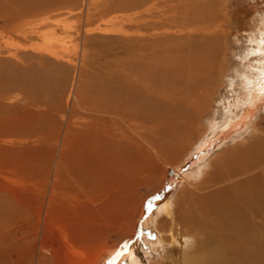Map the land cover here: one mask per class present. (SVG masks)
I'll return each mask as SVG.
<instances>
[{
    "label": "rangeland",
    "instance_id": "1",
    "mask_svg": "<svg viewBox=\"0 0 264 264\" xmlns=\"http://www.w3.org/2000/svg\"><path fill=\"white\" fill-rule=\"evenodd\" d=\"M29 1L0 0V264L34 244L75 264H100L110 250L109 264H130L136 245L138 264H179L192 239L161 238L168 215L157 213L159 205L174 213L200 182L228 172L237 160L231 155L238 152L243 168L264 150V73L257 70L264 53L250 41L264 37V0H63L46 13ZM149 32L159 56L156 88L141 92L159 104L156 115L113 121L94 150L86 141L95 142L94 132L82 131L91 118L74 115V147L61 154L69 92L79 91L74 111L91 108L93 86L123 77L125 36ZM188 55L208 66L196 77L203 78L196 95L187 65L174 61ZM103 150L110 157L100 159ZM263 178L247 182L248 195L233 192L253 229L256 215L264 217Z\"/></svg>",
    "mask_w": 264,
    "mask_h": 264
},
{
    "label": "bare ground",
    "instance_id": "2",
    "mask_svg": "<svg viewBox=\"0 0 264 264\" xmlns=\"http://www.w3.org/2000/svg\"><path fill=\"white\" fill-rule=\"evenodd\" d=\"M188 1L189 0H178L177 2L185 4ZM29 4L32 5L31 6L32 8H35L34 10H39L41 13H46V12H51L58 8L61 9V7L63 8L64 6H66L67 3L63 0H44V1L30 0L28 5ZM261 25L263 27L261 29V33L264 34V23H261ZM141 35L142 34L139 35L134 33L132 34L131 40L128 36H125V41H127L128 43L127 45L125 44L124 47L127 50L124 47L123 49L125 54L128 56V59L124 63L123 65L124 68L121 71L123 77L122 75H121V79H117L114 77L109 81L110 82L109 85L106 84V86L104 87L96 88L95 86H93L90 89L92 90L93 95L91 93L92 97H89L88 101H86L91 104V108L83 107L80 111H74L75 100L79 94L78 93L79 91L77 92L75 88L69 92L66 101L68 105H70L69 107L70 112L68 111L69 114L67 115V119H66L67 123L66 126L64 127L65 132L63 133L62 138L60 139L61 154L68 153L69 150H71L70 149L71 145H72L71 148L74 147L73 144L75 141H73L70 138V136L74 134L72 133V129H74L72 126L73 125L72 119L74 115H75V119L73 120L78 119L77 118L78 116L83 117V115H86L87 118L90 117L92 119V120L90 119L89 123H86L84 125L86 127L83 126L84 129H82V131H85L86 133L92 130L94 132L95 142L90 141V138L89 140L86 138V141L90 142V143L88 142V144L91 146V149L94 150L97 149L98 147L97 141L99 134L103 135L104 137L109 136V133L107 131L112 126L111 123H113V121H117L119 123H121L122 121V123L124 122L123 124L126 125V122H128L126 118L128 117L137 119L138 116L140 115L143 116V113H145V111H148L149 113H151V115H154L157 112V110L159 109V104L155 103V100H152L151 97L148 98L145 95H142L141 89H143V87H147L146 90L153 91L156 88L155 86L156 79L154 75V70L157 65V61H159L158 50L155 48L156 41L153 39V33H150L145 37ZM144 39H149V40L153 39V41L151 40V44H147V43H143ZM250 41L252 43H255L256 46V49H254L253 52L262 49L264 53L263 36L259 39L257 35H254ZM133 51L134 52L136 51V53L134 54ZM133 56L134 57L136 56V58L135 59L132 58ZM188 56L189 57H185V56L182 57L184 59L183 63L181 60L182 58L178 60L176 57L174 61L179 66H182L183 64L187 65V67L185 66L186 68H183L184 66H182L183 68L182 70L185 71L186 69V72L188 74L186 73L187 78L185 80L190 81L192 88L190 89L193 90L192 93L196 95L199 94L198 90L200 89V87H198L199 79L197 78L199 77V74L203 72V70H205L208 66L203 64L201 60H198L197 62L199 56L197 55L196 56L188 55ZM187 59L188 62L185 63ZM166 61H170V57ZM259 64L261 65L257 68V70L259 71L260 74H262L264 73V56ZM142 70L144 71L145 75L148 74L149 76L146 75L147 77H143V74L141 72ZM245 77L246 75L243 76L242 78ZM182 80H180V84H185L182 83L183 82ZM243 83L244 80L240 79L239 85H243ZM177 97L181 98V95ZM188 98L185 97L182 100L189 101ZM181 114L185 115V113H181ZM175 130L177 131V128ZM82 143L84 144L85 141L83 140ZM256 144H258V142L255 143V145ZM259 145H261V143ZM251 146H253V149L249 148L248 146L247 153L249 154H251L250 153L252 152L251 150H256L254 148V143ZM259 150L261 153L262 152L263 153L261 155H257L256 163L255 162L253 163L251 161L252 158L250 159L249 157H247L248 159H250L251 163L249 162L247 163L245 161L246 163L244 164L243 168L239 167L240 162L238 161H240V157H238L237 155L238 152L237 154L231 155L230 158L227 159H230L232 161L234 159H237L234 163L232 162L235 167L232 166V163L231 165L228 164L230 166L226 167L228 172L225 175L224 173L223 174L221 173L218 176L215 175L214 178H210V179L207 178L203 180L195 188L193 186L194 190H192L191 193H189L190 195L187 193L185 196H183L181 200H178L179 201L178 205L175 203L177 205V209L175 210L174 213H168L166 211L167 209L166 203L159 205L158 207L159 210L157 209V213L158 214L165 213L166 217L168 215V217L165 219L167 220L166 223L164 222L165 227L163 226L164 228H160L161 230L159 229L162 235L161 238L164 240H174V239H179L181 237L187 238L188 236V238L190 237V239H192L191 240L192 243H189L190 245H188L189 250L186 252V254L182 256L179 264H264V217L263 216L262 218L258 217L261 216L260 214L256 215L257 218L255 222L256 227L253 225L254 229L252 228V225L251 226L249 225V223L251 222L250 220L249 223L247 220H241L240 219L241 217L239 216L240 214L238 212L239 209L236 203L237 197L233 193L235 192L236 194H238L240 192H243L244 196L245 194L248 195L247 192L250 189L248 188L247 190L246 188L247 182L251 181L250 184L253 185L254 183H258V181L261 180L260 179L261 175H264V150H262V148H260ZM241 151L244 152L241 154V156L246 154L244 149ZM249 154L248 156H250ZM116 155L118 156V154ZM107 157H110V155H108L107 151L103 150L100 159L103 158L106 159ZM223 167H225V165L222 166L221 168ZM254 169H258V171L254 173L253 172ZM178 174L179 172L177 173V175ZM246 174H250V175H247L245 177L244 175ZM242 175L243 177L241 181L234 179L235 177ZM225 183H228V186L225 185ZM247 187L250 186L247 185ZM227 190L232 191V193L230 192L231 195H227L226 192ZM253 192L256 193V195L257 193H261L262 187L260 188V190H258V192L255 191ZM258 201L261 202L262 198L259 197ZM171 204L174 205L173 202H171ZM169 207L170 206H168V208ZM154 217H156V215ZM258 226H261L260 230ZM163 233H165V235H163ZM190 239H188V242ZM136 246L131 247L128 253L129 254L128 261L130 262V264H138L139 262L136 261V257L138 255V248ZM42 249L43 248L40 245L38 246L37 244L31 245L27 250L24 249L25 251L23 250L22 252H20L21 253L20 255L16 254L14 263L13 262L12 263L13 264H75L74 259L73 261H69V262L67 261L69 258L67 260H61L56 257L57 255L56 256L54 255L55 253H53L51 256L44 255L42 253ZM113 254L114 251L112 250L107 251V253L102 258H100L99 261L100 264H109L110 263L109 257L112 256ZM59 256L60 258L62 257L61 255ZM6 262L8 263L9 261L6 260Z\"/></svg>",
    "mask_w": 264,
    "mask_h": 264
}]
</instances>
